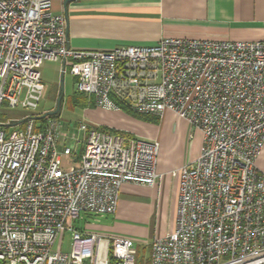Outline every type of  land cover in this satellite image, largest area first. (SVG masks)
<instances>
[{
    "label": "built area",
    "instance_id": "obj_1",
    "mask_svg": "<svg viewBox=\"0 0 264 264\" xmlns=\"http://www.w3.org/2000/svg\"><path fill=\"white\" fill-rule=\"evenodd\" d=\"M54 1L0 0V108L36 112L41 67L61 62L101 110L186 120L202 135L200 152L170 172L175 227L154 237L147 264H264V40L76 50ZM32 116L0 120V264H138L134 239L70 221L116 214L125 183L157 185L160 143ZM67 230L70 252L54 250Z\"/></svg>",
    "mask_w": 264,
    "mask_h": 264
},
{
    "label": "crops",
    "instance_id": "obj_2",
    "mask_svg": "<svg viewBox=\"0 0 264 264\" xmlns=\"http://www.w3.org/2000/svg\"><path fill=\"white\" fill-rule=\"evenodd\" d=\"M53 11L65 16L69 45L76 50L148 46L167 37L264 40V0H55ZM84 111L92 124L158 141L161 147L158 171L162 174L153 187L125 183L117 213L108 215L112 216L113 227L101 232L88 231L135 240L140 239L141 230L156 218L163 224L157 227L155 237L172 231L176 222L178 179L170 172L197 159L201 133L171 112L148 121L125 111H104L97 107ZM258 166L264 171V150Z\"/></svg>",
    "mask_w": 264,
    "mask_h": 264
},
{
    "label": "rangeland",
    "instance_id": "obj_3",
    "mask_svg": "<svg viewBox=\"0 0 264 264\" xmlns=\"http://www.w3.org/2000/svg\"><path fill=\"white\" fill-rule=\"evenodd\" d=\"M42 79L45 85V92L43 94L39 109L36 112H30L23 109H12L7 105L0 108V120L6 121L8 119H15L17 122L25 120L30 115L32 117L39 116L42 113L53 111L57 107V101L60 97L61 87H63L64 102L61 106V113L59 119L63 122L66 129L75 130L76 125L83 121H88L84 109L74 107L70 104V99L75 93V79L69 72H63V65L61 62H45L41 68ZM96 108V106H95ZM42 114V115H43ZM159 119V117L149 116ZM90 122V121H88ZM104 128V127H102ZM108 129V127H105ZM65 129V130H66ZM112 130V129H110ZM128 134V133H127ZM133 136L131 134H128ZM68 167V166H67ZM112 216H97L94 214L82 213L80 218L70 221L72 229L80 231L97 230L101 232L104 229L113 227ZM163 224L159 219L152 220L149 225L141 230L140 239H135L136 248L138 250L139 259L143 260L142 264H147L146 258L149 256V249L152 240L155 237L157 227ZM104 234V233H101ZM107 234V233H105ZM154 235V237H153ZM73 232L67 230L62 235V240H58L54 250L60 249L63 252H70L72 248ZM134 239V238H132Z\"/></svg>",
    "mask_w": 264,
    "mask_h": 264
},
{
    "label": "trees",
    "instance_id": "obj_4",
    "mask_svg": "<svg viewBox=\"0 0 264 264\" xmlns=\"http://www.w3.org/2000/svg\"><path fill=\"white\" fill-rule=\"evenodd\" d=\"M63 102H64V99H62L61 106H62V103ZM70 104L72 106H74V107H79L81 109L95 108V103H94V101L92 99H89L87 96H85L83 94H80L77 91H75V93L71 97ZM125 112H128L129 114H132V115H134V116H136L138 118L144 119V120H148V121L157 120V118H154V117L138 115L136 113H132V112H129V111H125ZM42 114L39 115V116H37V118L40 117V116H42ZM54 117H59V116H54ZM44 121H45V118L42 119V120H39V122H42V123ZM101 129H103V130H109V131H111L113 133H124V132H120V131H116V130H110V129H107L105 127L104 128L101 127ZM142 263H143V260L142 259H138V264H142Z\"/></svg>",
    "mask_w": 264,
    "mask_h": 264
},
{
    "label": "water",
    "instance_id": "obj_5",
    "mask_svg": "<svg viewBox=\"0 0 264 264\" xmlns=\"http://www.w3.org/2000/svg\"><path fill=\"white\" fill-rule=\"evenodd\" d=\"M62 92H63V87H61L60 97L57 101L56 109L53 111L45 112L42 116L38 117L37 119H44V118L49 117V116H59L60 115V113H61V102L63 99V93Z\"/></svg>",
    "mask_w": 264,
    "mask_h": 264
}]
</instances>
